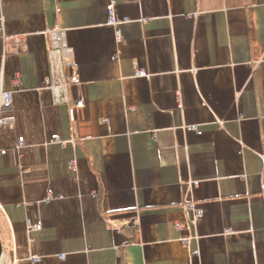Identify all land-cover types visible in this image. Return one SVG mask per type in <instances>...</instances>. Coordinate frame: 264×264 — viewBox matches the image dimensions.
<instances>
[{
	"label": "crops",
	"instance_id": "0c3cea01",
	"mask_svg": "<svg viewBox=\"0 0 264 264\" xmlns=\"http://www.w3.org/2000/svg\"><path fill=\"white\" fill-rule=\"evenodd\" d=\"M54 26L80 81L63 105ZM0 28V257L264 264V0H0Z\"/></svg>",
	"mask_w": 264,
	"mask_h": 264
},
{
	"label": "built area",
	"instance_id": "2783aa9c",
	"mask_svg": "<svg viewBox=\"0 0 264 264\" xmlns=\"http://www.w3.org/2000/svg\"><path fill=\"white\" fill-rule=\"evenodd\" d=\"M108 12V24L115 25L116 21L113 14V6L109 4L107 6ZM2 29L0 28V33ZM48 36L50 41V48L48 50V68L49 75L45 79L46 87L51 91L53 96V103L55 105H63L68 103V89L72 86L79 85L80 81L75 73V65L73 62V50L67 45L66 36L64 30L57 26H54L48 30ZM138 77H146L147 75L143 72H138L136 74ZM2 68L0 69V126L12 123L13 117L9 115V111L12 106L13 90H5L2 86ZM19 85L18 79H15L13 86L17 87ZM77 108L83 106V102L79 101L76 104ZM197 132L195 127L191 128ZM52 142L63 145L62 140L58 135H53L51 137ZM24 146L23 138H18L14 144L15 150H20ZM6 151H1L0 155H5ZM197 182H194L192 186H197ZM52 198V194L48 191V194L44 202H49ZM187 212L194 215L197 219L200 216V212L194 208L193 205H188L186 208ZM30 230L39 231L41 229V223H36L29 226ZM177 230H181L182 226L180 224L176 225ZM188 240H183L182 244L184 247L187 246ZM197 255V252H193ZM38 257H33L32 262H38Z\"/></svg>",
	"mask_w": 264,
	"mask_h": 264
},
{
	"label": "rangeland",
	"instance_id": "374dc122",
	"mask_svg": "<svg viewBox=\"0 0 264 264\" xmlns=\"http://www.w3.org/2000/svg\"><path fill=\"white\" fill-rule=\"evenodd\" d=\"M0 264H8V260L6 256H2L0 257Z\"/></svg>",
	"mask_w": 264,
	"mask_h": 264
},
{
	"label": "trees",
	"instance_id": "16d2710c",
	"mask_svg": "<svg viewBox=\"0 0 264 264\" xmlns=\"http://www.w3.org/2000/svg\"><path fill=\"white\" fill-rule=\"evenodd\" d=\"M1 249H3V247H2V243H1V241H0V250H1Z\"/></svg>",
	"mask_w": 264,
	"mask_h": 264
}]
</instances>
